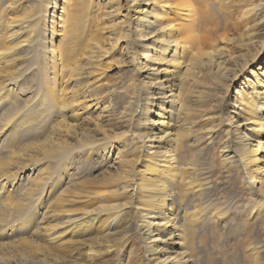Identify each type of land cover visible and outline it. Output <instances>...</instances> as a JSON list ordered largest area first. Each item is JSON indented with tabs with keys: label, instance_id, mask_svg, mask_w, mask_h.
Segmentation results:
<instances>
[{
	"label": "rangeland",
	"instance_id": "374dc122",
	"mask_svg": "<svg viewBox=\"0 0 264 264\" xmlns=\"http://www.w3.org/2000/svg\"><path fill=\"white\" fill-rule=\"evenodd\" d=\"M43 1L0 0V43L3 47L11 45L14 56L8 62H0V264H41V261L42 264H150L145 239L136 223L128 221L135 217L132 208L118 216L117 227L122 231L109 241L101 239L108 229L101 226L100 219L85 225L75 236L68 231L65 219L97 203L92 194L71 200L75 192L101 188L108 183L107 177L119 176L127 153L128 159L136 155L124 149L132 150L140 144L127 131L130 111L124 120L109 123L101 119V106L108 100L121 109L131 102L128 99L134 93L132 70L129 62L122 61L121 49L122 52L126 49L129 40H138L134 44L138 51L143 41L150 42L152 38L139 33L135 39L138 27L132 24L138 8L134 3L127 5L122 0L120 14L110 15V0H83L79 5L78 0H66L65 14L69 11L80 22L78 37L72 44L75 46L68 49L67 58L62 55L67 42L64 43L63 32L55 24L54 57L45 70L43 66L49 58L27 55L23 51L25 41L20 42L26 38L23 25L37 20L36 30L48 38L44 29L50 28L52 17L48 15L43 21L40 11L49 8L52 12L53 5L60 7L63 0L55 3L49 0L48 4ZM199 1L205 9L203 30L214 29L203 43L209 55L212 52L214 56L221 53L229 56L231 49L240 48L239 40L230 37L245 35L246 31L258 28L257 39L264 40V0ZM58 9L55 23L59 20L57 14L61 9ZM20 18L27 20L21 22ZM223 33L228 38H223ZM194 53L195 49L190 48L180 57L184 63L174 59L170 62V67L183 71L189 66V84L187 90H182L183 96L200 103L201 108L221 101L223 116L212 126L213 121L201 114L205 109L200 113L189 111L191 121L181 129L185 133L180 134L178 141V152L190 170L189 176L197 185L206 181L193 264H256L258 260L264 264V191L250 181L241 165L227 160L223 151L225 143L233 142L230 135L233 128L229 127L231 121L224 108L228 105L234 108L236 88L251 93L257 86L253 87L247 69L257 64L264 70V51L246 70L239 71L235 79L226 80L227 77L226 81H219L209 67L195 65L194 59L191 64ZM204 54L207 60L209 55ZM74 59L86 68L78 64L70 68L76 63ZM87 61L91 63L86 64ZM90 93L99 102H93ZM142 100L138 102L139 108ZM215 127L216 130L211 129ZM80 131L95 135L96 143L86 144L79 137ZM116 131L119 133L114 136ZM211 134L215 137L209 141ZM137 163L133 157L125 165L127 172L128 167L133 171ZM123 176L132 178L129 172ZM122 181L114 179L111 184ZM114 192L117 196L106 200L102 194L100 200H118L114 197L125 198L128 193L130 200V192ZM171 193L174 201L178 191L172 189ZM188 207L193 208L189 200Z\"/></svg>",
	"mask_w": 264,
	"mask_h": 264
},
{
	"label": "bare ground",
	"instance_id": "6f19581e",
	"mask_svg": "<svg viewBox=\"0 0 264 264\" xmlns=\"http://www.w3.org/2000/svg\"><path fill=\"white\" fill-rule=\"evenodd\" d=\"M52 1L56 2V0ZM82 1L78 0L76 3L79 5ZM124 1L127 5L134 3L133 5H137L138 8V12L135 11L136 8L134 9L135 15L132 24L133 27H138L135 39H138L139 33L145 38L148 36L152 39L150 42L143 41V46L138 51L134 45L138 40L136 42L129 40L126 49L123 52L121 49V54L124 55V58H121L122 61L129 62L131 65L134 93L128 99L131 102L122 105L121 109H116L111 101L105 100L101 106V119L109 123L119 122L124 120L125 116L129 115L128 110L130 111L131 120L127 124V131L130 132L132 140H137L140 144L132 150L124 149L136 154L131 156V159L136 157L138 163L133 171H129L128 167L132 178H125L124 174L128 176L125 165H129L131 161L128 159L127 153L122 159L121 169L118 170L119 176L114 177V179L122 178V182L112 185L114 179L107 177L108 183L103 184L101 188L91 187L87 188L84 193L75 192L70 198L71 200L92 194L97 198V203L83 209L84 212L81 214L68 216L65 222H67V229L71 236H75L85 225L100 219L101 226L108 229V232L101 235V239L109 241L111 236L116 237L118 235L115 234L122 231V228L117 227L118 216L129 210L130 207L135 217L128 221L136 223L137 229L145 239L150 264H193L196 254L194 245L198 236L197 227L201 223V213L204 210L200 204L204 200L203 190L206 181L197 185L189 176L190 170L184 165V159H181V154L178 152V141L180 134L185 133V130L181 129L191 121L188 119L189 111L200 113L202 109H205L201 114L203 118L213 121V126L223 116V102L215 101L212 103L213 106L210 104L209 107L201 108V104L194 102L193 99H185L182 90L188 88L189 66H186L183 71L176 67H170V62L173 59L177 62L183 61L182 58L180 59L181 55L183 57L185 51L192 48L195 49V53L190 57L191 64L194 59L195 65L209 67L211 73L213 72L212 74L219 81L225 80L227 77L226 80H233L238 76L239 71L246 70L248 65L260 56L259 53L264 51V40L257 39L259 33L257 28L246 31L245 35L230 37L233 41L239 40L238 46L240 47L238 50L231 49L230 55L233 52L231 56H226L227 54L224 53L214 56L212 52L209 55L210 51L205 50L203 43L208 41V37L214 32V29L209 27L208 30H203V25L201 26L205 13L201 1ZM65 2L66 0H63L60 7L54 4L52 12L49 11V8L40 11L39 16L43 21L47 19L48 15H51L49 18L52 17L50 28L44 29V32H48V38L40 36L41 33L36 30L39 20L23 25L24 33H26L25 40L20 41H25L23 42L25 45L23 51L34 58L43 56L45 59L48 57L49 59L43 66L45 70L54 57L52 53L53 42L56 41L55 24L59 25L58 31L63 32L64 43L67 42L62 54L67 58L69 56L68 49L75 46L72 44L76 43L78 37L79 19L77 20L69 11L65 14L67 8ZM44 3L48 4L49 0H45ZM110 3L109 6L112 8L109 11L110 15L120 14L121 7L124 6L122 0H110ZM58 8L61 10L57 14L59 20L55 23L54 15L59 10ZM25 20L27 19L23 18L21 22ZM112 20L121 21L118 18H112ZM234 27L237 28V23L234 24ZM130 29L131 26L129 33L132 31ZM221 35L223 38H228L226 33ZM12 49L11 45L3 47L0 43V62L4 60L8 62L14 58L11 55ZM205 52L209 55L207 60L204 58ZM89 56L94 58L93 53H90ZM73 61L76 63L70 65V68L76 64L80 65L82 69L86 68L85 65L77 63V59ZM230 61L233 63L230 64ZM90 63L86 62V64ZM165 63H169V65L166 66ZM66 65H69V61L66 62ZM255 67L248 68L247 74L253 79V87L257 86L251 93L245 89L239 91L236 88L237 93L233 94L234 102L232 103L234 108H230L229 105L224 108L231 121L229 127L233 128L230 131L233 142L225 143L223 151H225L227 160L236 162L238 166L241 165V169L246 171L250 181L254 185L259 184L258 188L264 191V115H261L264 110V76L259 77V75H264V70ZM224 70L226 75L223 74ZM228 70L231 71L228 73ZM90 95L93 102H99L93 93ZM140 99H143L144 103L139 108ZM153 105L157 108H153ZM211 129L216 130L217 127ZM75 133H78L77 130ZM118 133L119 131H116L114 136ZM79 135L86 144L92 145L97 141V137L89 132L80 131ZM212 135H210L209 141L215 137ZM172 189L178 191L177 199L174 201ZM119 190L130 192V200H128L129 193L127 197L124 196L125 198L114 197L118 200H100L103 197L102 194L107 200L112 195L117 196L114 191L119 194ZM188 200L192 202L193 208L188 207ZM106 213H111L112 216H103ZM216 213L219 214L217 211ZM42 263L44 261H41ZM71 263L75 262L69 264ZM256 264H261V262L258 260Z\"/></svg>",
	"mask_w": 264,
	"mask_h": 264
}]
</instances>
